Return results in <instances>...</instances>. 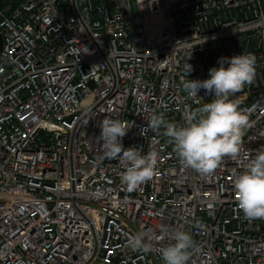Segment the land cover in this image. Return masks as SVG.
Returning <instances> with one entry per match:
<instances>
[{"label":"built area","instance_id":"obj_1","mask_svg":"<svg viewBox=\"0 0 264 264\" xmlns=\"http://www.w3.org/2000/svg\"><path fill=\"white\" fill-rule=\"evenodd\" d=\"M1 2L0 264H164L178 230L197 246L189 264H264V219L244 216L234 188L264 151V0ZM246 53L257 74L232 98L253 126L237 158L184 168L163 128L142 130L153 114L185 126L208 95L182 82ZM105 118L132 125L125 149L158 153L131 193L126 162L103 157ZM139 232L149 251L128 244Z\"/></svg>","mask_w":264,"mask_h":264},{"label":"clouds","instance_id":"obj_2","mask_svg":"<svg viewBox=\"0 0 264 264\" xmlns=\"http://www.w3.org/2000/svg\"><path fill=\"white\" fill-rule=\"evenodd\" d=\"M218 63L219 68L209 70L210 79H187L182 82L189 97L197 98L201 89L206 90L207 95L214 96L212 102L202 107L185 108V126L168 122L163 114H153L147 127L142 130L159 134L163 128L162 134L173 144L180 165L202 175L213 174L225 157L237 158L246 130L253 126L247 110L240 109L239 100L232 97L254 82L257 74L256 56L252 53L240 54L232 58H220ZM192 71V66L186 62L187 75ZM131 126L126 120L105 118L100 125L101 134L97 137L102 142L104 158H119L126 162V171L121 179L130 193L158 174L156 151L142 155L141 149L124 148L122 139ZM234 188L238 207L244 216L248 219H264V151L259 152L246 170L234 178ZM174 241L161 249L164 264H189L197 247L193 236L178 230L174 234ZM128 244L136 250H150L143 232L129 236Z\"/></svg>","mask_w":264,"mask_h":264},{"label":"trees","instance_id":"obj_3","mask_svg":"<svg viewBox=\"0 0 264 264\" xmlns=\"http://www.w3.org/2000/svg\"><path fill=\"white\" fill-rule=\"evenodd\" d=\"M24 1L25 0H2L1 4L7 3V4H9L11 10H14ZM213 99H214V96L208 95L206 103L212 102Z\"/></svg>","mask_w":264,"mask_h":264}]
</instances>
